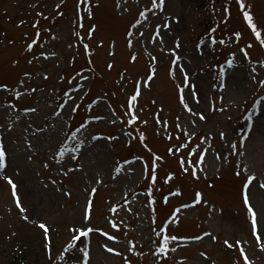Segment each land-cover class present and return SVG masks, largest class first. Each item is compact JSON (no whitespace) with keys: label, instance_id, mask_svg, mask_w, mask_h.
I'll use <instances>...</instances> for the list:
<instances>
[{"label":"rangeland","instance_id":"374dc122","mask_svg":"<svg viewBox=\"0 0 264 264\" xmlns=\"http://www.w3.org/2000/svg\"><path fill=\"white\" fill-rule=\"evenodd\" d=\"M208 1L0 0V264H264V0Z\"/></svg>","mask_w":264,"mask_h":264},{"label":"snow or ice","instance_id":"6c2138e0","mask_svg":"<svg viewBox=\"0 0 264 264\" xmlns=\"http://www.w3.org/2000/svg\"><path fill=\"white\" fill-rule=\"evenodd\" d=\"M159 2H160V4L162 5L163 2H164V0H159ZM239 2H240V6H241V7H244V0H239ZM89 14H90V13H89ZM243 14H244V16L246 17L248 24L251 25V28H252L254 31H256V35L259 36V35H260V32H259V30L257 29V24L253 22V14H252L250 11H245ZM238 35H239V34H238ZM33 43H34V42H33ZM101 43H102V41H101ZM261 43H264V40H262ZM177 44H179V41H177ZM28 47L31 48V47H32V44H29ZM133 59H135V57H133ZM177 59H179V57H177ZM229 63H231V61H229ZM111 66H112V65L109 64V67H111ZM185 75H186V73H185ZM261 83H264V81H261ZM5 87H7V86H6V85H0V88H5ZM15 95H16V96H20V92H16ZM131 99H132L133 101L136 100V96L133 95V96L131 97ZM32 111H34V109H32ZM200 115H201V117L203 118V114L201 113ZM133 119H136V117H133ZM81 127H83V125H82ZM75 135H76V133L74 132V133H73V136H75ZM141 135H143V134H141ZM221 135L223 136L224 133H221ZM169 151H171V149H169ZM5 156H6L5 147H4L3 141H0V167H4V165H5ZM217 157L219 158V153H217ZM202 159H203V155H201V160H202ZM245 170H247V166H245ZM170 175H174V174H170ZM8 179H9V181H10L11 184H12V189H13V193L15 194L16 203H17L18 205L21 206V211L23 212V211H25V210L23 209V206L21 205L20 197H19L18 194H16V188H17V186H16L15 182H12V181H11V177H8ZM152 179H153V180L155 179V173H153V175H152ZM253 179H255V173H253V174L248 178V183L250 184L251 181H252ZM261 186L264 187V183H262ZM93 191H95V189H93ZM177 191H179V189H177ZM200 196H201V193L197 192V197H200ZM244 200H245V203L247 204V207H248L249 211L252 212V223H253V225L255 226L256 221H257V213H256V211L253 209L252 204L249 202V195H248L247 188H246V190L244 191ZM194 202H195V201H194ZM205 203H207V201H205ZM89 207H90V205H89ZM185 207H186V206H185ZM176 211H179V209H177ZM90 217H91V213H90V211H89V212H87L86 215H85V220H90ZM24 218H25V219H28L27 216H25ZM40 226L45 230V231H44V234H45L46 237H48V240H49V246H50V243H51V237L48 236V225L45 224L43 221H40ZM116 226L118 227L119 225H116ZM92 231H93V229H92V227L90 226V224H86L84 227H81V228H74L73 231H72L71 238L67 241L65 247H66L68 250H71L72 247L75 246V245L77 244V241H78L81 237H83V236H87V235H88L90 232H92ZM105 235H108V234L105 233ZM259 238H260V237H259V233H257V239L259 240ZM112 239H113V240H116L117 237L113 236ZM169 239H174V238H173V237H165V245L167 244V241H168ZM225 243H228V241H225ZM236 243L239 244L240 241H237ZM105 247L107 248L108 246L105 245ZM260 247H261V248H264V243L260 244ZM109 250H110V251H113V252L116 251V249H114V248H113V249H109ZM240 250H241L242 253L244 252L243 247H241ZM159 251L163 252V251H165V248H164V247H160V248H159ZM84 255L86 256V255H87V252H85ZM205 255H207V253H205ZM244 259H245L246 261H248V264H252V262H251L250 260H248V256H247L246 254L244 255ZM84 264H87V261H86V260L84 261ZM129 264H130V262H129Z\"/></svg>","mask_w":264,"mask_h":264},{"label":"trees","instance_id":"16d2710c","mask_svg":"<svg viewBox=\"0 0 264 264\" xmlns=\"http://www.w3.org/2000/svg\"><path fill=\"white\" fill-rule=\"evenodd\" d=\"M208 3L210 2L208 1ZM54 262H48L47 264H55ZM5 264H27V261L25 259V256L20 251L13 249L10 259Z\"/></svg>","mask_w":264,"mask_h":264}]
</instances>
